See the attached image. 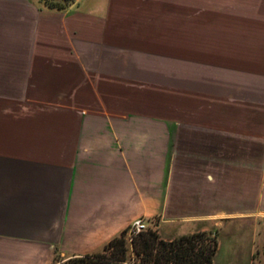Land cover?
<instances>
[{
    "label": "crops",
    "instance_id": "crops-1",
    "mask_svg": "<svg viewBox=\"0 0 264 264\" xmlns=\"http://www.w3.org/2000/svg\"><path fill=\"white\" fill-rule=\"evenodd\" d=\"M259 216L264 0H0V264Z\"/></svg>",
    "mask_w": 264,
    "mask_h": 264
},
{
    "label": "trees",
    "instance_id": "trees-1",
    "mask_svg": "<svg viewBox=\"0 0 264 264\" xmlns=\"http://www.w3.org/2000/svg\"><path fill=\"white\" fill-rule=\"evenodd\" d=\"M76 0H39L45 8L65 11ZM124 231L99 252L71 258L58 264H213L218 251L219 230L197 231L171 240L162 239L157 227L128 243Z\"/></svg>",
    "mask_w": 264,
    "mask_h": 264
},
{
    "label": "rangeland",
    "instance_id": "rangeland-1",
    "mask_svg": "<svg viewBox=\"0 0 264 264\" xmlns=\"http://www.w3.org/2000/svg\"><path fill=\"white\" fill-rule=\"evenodd\" d=\"M263 205V204H262ZM236 207L243 208L242 204ZM158 221L149 222L150 228ZM219 230L218 251L213 264H264V216L164 224L159 236L171 240L197 231Z\"/></svg>",
    "mask_w": 264,
    "mask_h": 264
},
{
    "label": "built area",
    "instance_id": "built-area-1",
    "mask_svg": "<svg viewBox=\"0 0 264 264\" xmlns=\"http://www.w3.org/2000/svg\"><path fill=\"white\" fill-rule=\"evenodd\" d=\"M149 227H150L149 222L147 221H144L142 219H138L134 221L129 225V227L126 230L127 231V233L125 234L126 241L130 243L134 237L147 231Z\"/></svg>",
    "mask_w": 264,
    "mask_h": 264
}]
</instances>
